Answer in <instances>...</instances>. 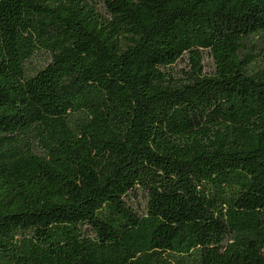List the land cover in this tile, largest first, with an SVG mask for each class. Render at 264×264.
Returning a JSON list of instances; mask_svg holds the SVG:
<instances>
[{
    "label": "trees",
    "instance_id": "trees-1",
    "mask_svg": "<svg viewBox=\"0 0 264 264\" xmlns=\"http://www.w3.org/2000/svg\"><path fill=\"white\" fill-rule=\"evenodd\" d=\"M0 264H264V0H0Z\"/></svg>",
    "mask_w": 264,
    "mask_h": 264
},
{
    "label": "rangeland",
    "instance_id": "rangeland-1",
    "mask_svg": "<svg viewBox=\"0 0 264 264\" xmlns=\"http://www.w3.org/2000/svg\"><path fill=\"white\" fill-rule=\"evenodd\" d=\"M203 60H202V64H203V66H204V71L205 72H210L211 71V68H212V66H211V60H210V57L206 54V53H203ZM175 70H174V72H175V75L177 76H182L181 75V71L183 70H185V71H187V70H189V63L186 61V60H184V61H180V62H178L176 65H175ZM129 201H130V203H131V205L134 207V208H136L137 210H143L144 209V200H143V198H142V196H140V195H138V196H136V197H130V199H129Z\"/></svg>",
    "mask_w": 264,
    "mask_h": 264
}]
</instances>
